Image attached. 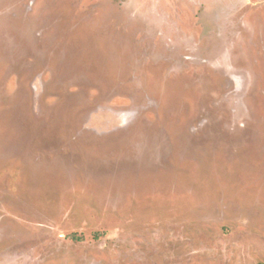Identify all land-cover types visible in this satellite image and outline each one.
I'll return each mask as SVG.
<instances>
[{
    "label": "rangeland",
    "instance_id": "1",
    "mask_svg": "<svg viewBox=\"0 0 264 264\" xmlns=\"http://www.w3.org/2000/svg\"><path fill=\"white\" fill-rule=\"evenodd\" d=\"M0 264H264V0H0Z\"/></svg>",
    "mask_w": 264,
    "mask_h": 264
}]
</instances>
